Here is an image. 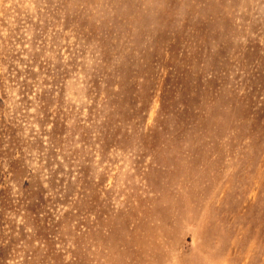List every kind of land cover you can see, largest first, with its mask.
<instances>
[{"label": "rangeland", "instance_id": "obj_1", "mask_svg": "<svg viewBox=\"0 0 264 264\" xmlns=\"http://www.w3.org/2000/svg\"><path fill=\"white\" fill-rule=\"evenodd\" d=\"M0 264H264V0H0Z\"/></svg>", "mask_w": 264, "mask_h": 264}]
</instances>
